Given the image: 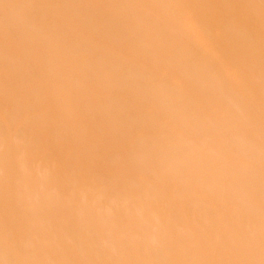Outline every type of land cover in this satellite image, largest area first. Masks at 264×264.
Instances as JSON below:
<instances>
[{
    "label": "bare ground",
    "instance_id": "bare-ground-1",
    "mask_svg": "<svg viewBox=\"0 0 264 264\" xmlns=\"http://www.w3.org/2000/svg\"><path fill=\"white\" fill-rule=\"evenodd\" d=\"M0 264H264V0H0Z\"/></svg>",
    "mask_w": 264,
    "mask_h": 264
}]
</instances>
